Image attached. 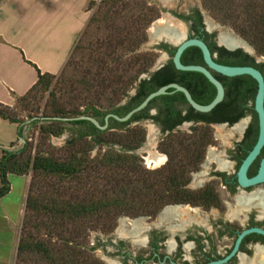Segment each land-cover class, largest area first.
I'll use <instances>...</instances> for the list:
<instances>
[{
  "label": "trees",
  "instance_id": "1",
  "mask_svg": "<svg viewBox=\"0 0 264 264\" xmlns=\"http://www.w3.org/2000/svg\"><path fill=\"white\" fill-rule=\"evenodd\" d=\"M203 2L210 11L220 14L222 20H230L236 31L258 54L264 56V0ZM149 3L147 0H101L98 16L91 18V21L98 24L101 38L91 50L92 66L85 71L87 78L82 81L88 91L93 89L95 98L109 101L110 106L102 109L90 103L79 113L52 108V116L36 117L30 122L40 123L38 132L44 138L60 136L65 130V124L80 126L78 136L66 143L67 154L55 157L38 147L32 154V144L27 139L18 149L3 150L0 156V198L10 190L8 175L21 176L29 172L33 173V178L40 175L48 189H44L36 197L27 194L26 212L36 213L40 222L35 226L47 231L50 238L57 234L64 245L61 248L53 247L39 239L29 242L21 238L19 252L33 251L45 258L49 264H61L64 255L67 264V260L73 255L70 251L75 248L72 240L83 236L88 227L109 226L120 214H153L163 205L188 202L193 193L186 186L191 172L197 169L202 159V143L211 137L208 129L201 128L199 133L193 134L170 132L160 143L161 151L168 157L166 163L158 169L146 170L135 153L143 143L145 135L136 128L131 129L129 125L141 120H152L171 130L190 118L203 121H235L241 116V113H232L236 102L241 104L253 99L256 81L243 75L234 79L249 80L251 87L238 97L227 93L208 113H199L189 107L187 113L182 115L174 104H187V101L183 93L172 92L173 89L170 88L169 93L153 98L144 109L126 122H118L110 117L106 129H99L87 120L67 122L58 119L69 115L90 116L102 126L107 113L122 117L139 105L147 95L169 83L185 87L200 105H207L212 101L216 95L215 87L199 72L175 69L171 59L148 78L138 80L140 75L148 72L157 57L153 51L139 50L140 45L147 39L146 29L154 20L156 11L155 6ZM197 21H200V17ZM200 39L206 42V39ZM207 45L209 49L213 48V44ZM78 48L77 42L70 55ZM164 48L168 49L169 56L172 57L175 48L167 45ZM221 52L226 54L224 59L217 60L221 64L252 66L264 71L263 63H256L253 57L241 50L227 52L221 48ZM228 57L233 59L228 62ZM180 61L184 65H203L202 54L195 46L188 47L182 53ZM67 62L68 60L58 75L39 73L35 84L22 97L38 90L49 92L54 99L55 93L50 88L54 79L65 77ZM192 76H201L210 88H203L204 93L197 96L187 82ZM132 88L135 93L128 96V91ZM124 97H127L126 101L118 103ZM156 101H161L163 106L156 114L150 115L149 110ZM0 116L20 124L18 137L21 138L25 126L23 121L9 117L1 110ZM109 133L114 135L115 141L105 140L104 136ZM85 138L93 142L94 146H105V150L89 158L86 152L74 148L76 141Z\"/></svg>",
  "mask_w": 264,
  "mask_h": 264
},
{
  "label": "flooded vegetation",
  "instance_id": "2",
  "mask_svg": "<svg viewBox=\"0 0 264 264\" xmlns=\"http://www.w3.org/2000/svg\"><path fill=\"white\" fill-rule=\"evenodd\" d=\"M170 12L185 23L187 38H204L206 45L213 44L209 50L216 63L221 64L217 60L226 56L221 48L247 54L240 48L229 49L219 44V32L216 28L209 30L197 6ZM164 45L173 47L161 42L156 48L169 56ZM169 59L170 56L167 61ZM232 59L226 58L228 62ZM213 76L223 85L224 97L227 93L238 97L251 87L246 79L237 80L217 73ZM187 82L197 96L204 93L203 88H210L201 76L189 77ZM253 101L254 97L245 103L236 102L232 113H241V116L235 121L190 118L169 130L151 120L162 135L159 148L170 132L185 128L182 132L193 134L199 133L201 128L208 129L211 137L202 143V159L191 172L186 186L193 193L191 199L163 205L153 214L121 216L115 223L113 220L106 232H94L86 243L75 244L86 250L87 255L81 257V253L77 255L74 250L73 264H264V181L242 186L237 180L238 169L258 137L259 124ZM157 102L149 110L150 115L163 106L161 101ZM174 106L182 115L190 107L188 103H175ZM152 109L156 111L154 114ZM246 116L249 120H245ZM263 158L264 144L247 168V178L257 174ZM65 263L63 255L61 264Z\"/></svg>",
  "mask_w": 264,
  "mask_h": 264
},
{
  "label": "rangeland",
  "instance_id": "3",
  "mask_svg": "<svg viewBox=\"0 0 264 264\" xmlns=\"http://www.w3.org/2000/svg\"><path fill=\"white\" fill-rule=\"evenodd\" d=\"M100 1L101 0H96L88 4V8L91 14L85 28L80 35L81 37H79L77 41L79 48L77 49V51L75 50L71 55H69L70 57H68V62L65 66V77H63L62 79L60 77L54 79V83L50 88V90H53V93H55L54 99L50 97L49 92L44 93L38 90H34L27 96L17 99L13 107L0 106V110L3 111L7 116L23 121L25 126L23 127L24 130L21 139H27L32 144V154L38 147L48 151L55 157L65 156L68 150V147H66L67 141L73 137H77L80 129V126L78 125L75 126L71 124H65V130L60 136H50L48 138H44L38 132V125L40 123L30 124V122L33 121L36 117L52 116V108L60 109L61 111H72L73 113H79L85 108L87 104L90 103H94L97 106L102 107V109H106L110 106L109 101H105L104 99L98 100L97 98H95L93 89L88 91L82 81V79L84 80L87 78L86 74H84L85 71L92 66L93 54L91 50H93L96 42L101 38V30L98 28V24L91 21L92 17L96 18L99 14ZM147 1L148 3L150 2L149 4L155 6L156 11L154 14V20L147 26L146 29L147 39L140 45L139 50L153 51L157 54L153 65L160 60H162L163 62L167 61V56L165 55V53H161L154 49L151 50L149 47L143 48L152 40L150 32L153 29V26L157 23L162 24V21H173V23L179 24L183 30V33L187 35V27L184 25V23H182L183 21L181 19L173 17L170 11L175 9H182L185 11L191 6H197L200 9L207 27L208 23L210 22L215 25V28L218 32L220 29L229 30L234 35L245 40L253 49L255 57L262 59L258 62L264 64V56L258 54L254 47L236 31L232 22L230 20H222L220 14H215L214 12L210 11L205 6L203 0H169L168 3H165L163 0ZM240 1L242 0H236L235 3ZM66 29V33L61 35H44V73H47V71H49L54 73V75H58L62 70V59L70 50L72 42L76 37V30L74 31V28H72L70 32H68V28L66 25ZM57 36L58 42H56ZM132 89L128 91V96L129 92ZM0 94L2 95V88H0ZM8 94L12 98L16 97V93L13 90H9ZM126 99L127 97H124L118 103L126 101ZM157 103L158 102L156 101L155 104ZM155 112V109L151 110L152 114H154ZM67 117H71V115ZM245 120H249V116H246ZM19 126V123L12 122L0 116V156L3 150H15L20 148L23 144L18 137ZM129 127L131 129L136 128L145 135L143 143H141V145L135 150L136 155L141 160L142 166L146 170H154L162 166L166 162L167 157L158 147L159 140L162 138L158 126L155 125L151 120H143L138 124L131 123ZM181 131H186V129L182 128ZM104 137L108 142L115 141L114 135H110V133L107 136L105 135ZM74 148L86 152L89 158H92L97 153L103 152L106 147L98 145L94 146L93 142H91L88 138H85L84 140L76 141L74 144ZM153 153L164 156L163 161L157 165H155L150 160L148 161V158ZM27 176L29 177L30 181L27 194L29 193L36 197L40 195V193L44 192V189H48L44 178H42L40 175L33 178V173L29 172ZM8 178V182L11 181L14 184V189H12V192L8 196V201L14 202L17 201L19 197L21 186L20 183L23 178L15 174L14 176L10 177L8 175ZM121 216L131 215L120 214L115 217L114 223L115 220ZM39 222L40 217L36 215V213H33L31 211L26 212L25 210L21 226V238L29 242L39 239L41 241H44L47 246L60 248L63 247L64 245L60 240V236L54 234L50 238L47 231L38 229L35 226ZM107 227L108 226L102 225H98L94 228L88 227L85 230L83 236L75 237L72 240V245L75 247V244L77 243H80V245L86 243L90 238L92 239V235L94 234V232H106L108 229ZM74 250H76L77 255L81 253V257L87 255L86 250L79 249L77 247L70 251L71 254H74ZM73 258L74 255H72V257L67 260V264H73ZM15 264H49V262L45 258L43 259L38 253L26 250L21 252L18 251Z\"/></svg>",
  "mask_w": 264,
  "mask_h": 264
},
{
  "label": "crops",
  "instance_id": "4",
  "mask_svg": "<svg viewBox=\"0 0 264 264\" xmlns=\"http://www.w3.org/2000/svg\"><path fill=\"white\" fill-rule=\"evenodd\" d=\"M91 1L96 0H0V106L13 107L31 89L38 74L44 73V35L64 34L67 25L68 32L76 30V37L61 68L65 65L90 18ZM9 90L16 97H10ZM20 177L17 201H8L14 189L11 181L10 190L0 198V264H15L18 254L30 182L27 175Z\"/></svg>",
  "mask_w": 264,
  "mask_h": 264
},
{
  "label": "water",
  "instance_id": "5",
  "mask_svg": "<svg viewBox=\"0 0 264 264\" xmlns=\"http://www.w3.org/2000/svg\"><path fill=\"white\" fill-rule=\"evenodd\" d=\"M182 23H184V22H182ZM184 25H185V23H184ZM209 30H211V28H209ZM238 38L241 39L245 43L246 47L237 46V45L236 46H228L225 43L220 41L219 34H218L219 44H222L229 49L240 48L244 52H246L247 54H250L253 57H255L254 51L251 48V46L242 38H240V37H238ZM151 39H152L151 42L148 45H145L143 48L149 47L151 50L154 49L156 51H159L156 48V46L158 44H160L161 42H166V43L170 44L171 46H173L175 48V51L171 57V61L174 65L175 69H177L179 71L199 72L215 87L216 95L210 103H208L207 105H200L192 98L190 92L185 87H183L177 83H169V84H166L164 86H161L156 91L147 95L145 97V99L139 105H137L136 107L131 109L124 116L120 117L116 114L106 115L104 118V125H102V126L98 123V121L95 118L90 117V116L65 117V118H58V119H60L62 121H67V122L75 121V120H87V121H90L91 123H93L97 128L105 129L108 125V119L110 117L114 118L118 122H126L134 114H136V113L140 112L142 109H144L150 103V101L153 98L169 93L168 89H170V88L173 89L172 92L179 91V92L183 93L187 103L190 105V107L194 111L199 112V113H208L212 109H214L223 100V97H224V87L221 84V82L213 76L212 72L223 75V76H227V77H236V76L248 75L252 79H254L256 81V84H257L256 92H255V96H254V101H253V108H254V111L257 115L259 130H258L257 141H256L254 147L248 153V155L245 157V159L242 161V163L238 169L237 180H238L239 184L242 186H249V185H254V184L263 182L264 181V158L261 160L258 172L255 176H253L251 178H247L246 177V170L249 167V165L251 164V162L255 159V157L257 156L261 147L264 144V73L259 71L257 68L252 67V66H228V65H222V64L216 63L212 58V55L210 53L208 46L206 45V43L203 40L198 39V38H187V35H185V33L176 34L171 38L163 35L160 38H156V39L151 38ZM191 46H195V47L199 48V50L202 54V59H203L204 65H194V64L184 65L181 63L180 57H181L182 53L188 47H191ZM168 58H169V56H167V59ZM255 59H256V61L262 60L261 58H256V57H255ZM164 63L165 62H163L162 60L157 61L156 64H154L148 70L147 73L140 75L138 80L148 78L152 73L159 70L164 65ZM134 93H135V89H132L129 92V95H133ZM124 102L125 101H122L121 104ZM52 118L57 119L56 117H52ZM20 140L22 143L25 142L24 139L20 138ZM257 230L260 231L259 229H257Z\"/></svg>",
  "mask_w": 264,
  "mask_h": 264
},
{
  "label": "bare ground",
  "instance_id": "6",
  "mask_svg": "<svg viewBox=\"0 0 264 264\" xmlns=\"http://www.w3.org/2000/svg\"><path fill=\"white\" fill-rule=\"evenodd\" d=\"M165 3H168L169 0H163ZM162 24H155L153 26V29L151 30V38H160L161 36L165 35L168 37H173L176 34H183V30L180 27L179 24L173 23V21H162ZM209 28H215V25L212 23H208ZM219 38L220 41L225 43L228 46H242L246 47L245 43L239 39L237 36H235L231 31L229 30H219ZM164 157L162 155H159L157 153H153L148 158V161H152L155 165L161 163L163 161Z\"/></svg>",
  "mask_w": 264,
  "mask_h": 264
}]
</instances>
